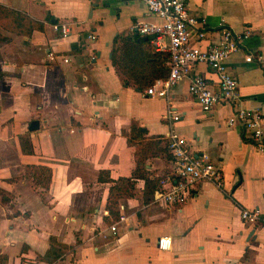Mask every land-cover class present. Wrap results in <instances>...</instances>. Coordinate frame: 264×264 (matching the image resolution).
<instances>
[{
  "label": "crops",
  "instance_id": "1",
  "mask_svg": "<svg viewBox=\"0 0 264 264\" xmlns=\"http://www.w3.org/2000/svg\"><path fill=\"white\" fill-rule=\"evenodd\" d=\"M0 4L42 25L28 35L0 27V264H264V229L239 218L240 209L264 208V153L227 124L230 105L201 111L186 80L170 88L167 101L142 97L144 88L111 63L112 44L133 40V23L153 20L139 1ZM186 4L202 17L208 40L221 27L248 31L226 63L241 105L262 113L264 135V0ZM60 22L68 24L65 37L52 27ZM197 71L213 84L203 65ZM168 108L178 116L171 124L163 119ZM31 120L34 131L27 130ZM131 125L141 136L128 145ZM170 131L194 154L208 155L220 178L218 185L195 183L184 203L165 207L146 201L142 176L166 171L159 149ZM159 140L156 154L146 152L137 167L142 176L132 179L131 196L116 200L122 219L111 220L109 187L131 177L135 145ZM49 237L65 247L50 263L43 259L53 251ZM162 237L170 241L166 250L157 248Z\"/></svg>",
  "mask_w": 264,
  "mask_h": 264
},
{
  "label": "built area",
  "instance_id": "2",
  "mask_svg": "<svg viewBox=\"0 0 264 264\" xmlns=\"http://www.w3.org/2000/svg\"><path fill=\"white\" fill-rule=\"evenodd\" d=\"M153 20L133 23L129 31L140 37L148 38L151 48L167 55V75L163 79L154 80L145 87L142 97L169 98L170 88L181 80L187 82V92L203 112H209L216 105L228 104L231 113L227 117L228 125L239 128L242 137L254 148L264 153V135L262 131V113L256 108L241 105L237 93V80L229 72L226 60L240 48L248 31L233 32L221 27L215 30L217 39L206 38V28L202 17L191 14L187 9L186 0H136ZM54 31L62 37L69 34L67 23L52 25ZM93 39V35H89ZM244 60L250 62V55ZM67 61V59H63ZM203 65L214 75L213 84L197 71ZM163 119L167 123L178 120L170 109H166ZM169 154L168 167L158 177L151 196V203L165 207L178 206L191 195L192 188L199 181L219 184V172L208 155L194 154L182 137L169 132L166 137ZM239 218L252 227L264 229V208L240 209ZM119 220L122 217H118ZM117 219V220H118ZM116 221L109 226L114 233ZM169 239L162 237L157 248L166 250Z\"/></svg>",
  "mask_w": 264,
  "mask_h": 264
},
{
  "label": "trees",
  "instance_id": "3",
  "mask_svg": "<svg viewBox=\"0 0 264 264\" xmlns=\"http://www.w3.org/2000/svg\"><path fill=\"white\" fill-rule=\"evenodd\" d=\"M0 27L6 31L12 32L18 35H28L31 30H41L42 25L37 21L28 18L23 13L6 8L0 4ZM133 40H126L122 38L119 43L112 44L111 47V63L116 67L118 72L123 74L127 79L133 80L135 86L138 89L149 86L156 79H163L167 75V55L162 52H156L151 46L148 45V39L144 37L133 36ZM131 130L129 135L126 136V142L131 145V138L141 136L137 127L130 126ZM123 133V132H122ZM126 135L125 133H123ZM136 138V139H137ZM21 141V138H20ZM141 141L135 145V168L131 173V177L118 178L113 181L111 187H109L106 210L111 220H117L119 217L117 198L130 197L131 193L128 190L132 184L131 181L134 177L140 178L142 175L137 172V167L141 168L143 159L146 158V152L156 154L157 150L151 149L154 145H157L159 141ZM150 148V149H149ZM147 150V151H146ZM169 160V154L167 152L166 141L163 143L161 149ZM40 169V168H36ZM144 185H147V193L150 197H146V201L152 196V192L155 189L158 178L148 179L146 176H142ZM108 181H111L107 179ZM112 182V181H111ZM108 221V220H107ZM52 244L53 251H48L43 256V259L47 262H52L60 255L63 254L65 247L54 241L52 237H49Z\"/></svg>",
  "mask_w": 264,
  "mask_h": 264
},
{
  "label": "water",
  "instance_id": "4",
  "mask_svg": "<svg viewBox=\"0 0 264 264\" xmlns=\"http://www.w3.org/2000/svg\"><path fill=\"white\" fill-rule=\"evenodd\" d=\"M52 22H54L55 20L54 19H51ZM148 38H151V37H144V39H148ZM109 57H110V53H109ZM38 128V122L37 120H31L27 126V130L28 131H34ZM141 131H144L143 128L140 129Z\"/></svg>",
  "mask_w": 264,
  "mask_h": 264
}]
</instances>
